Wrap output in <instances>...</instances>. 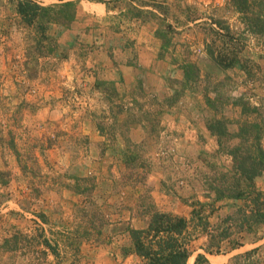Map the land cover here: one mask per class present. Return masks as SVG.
Wrapping results in <instances>:
<instances>
[{
    "label": "rangeland",
    "instance_id": "rangeland-1",
    "mask_svg": "<svg viewBox=\"0 0 264 264\" xmlns=\"http://www.w3.org/2000/svg\"><path fill=\"white\" fill-rule=\"evenodd\" d=\"M18 1L0 0V264H145L120 255L130 243L127 229L147 225L142 197L148 192L160 211L189 219L191 198L209 200L188 179L209 174L208 163L231 169L207 120L227 119L232 133L246 115L264 124V38L230 0H69L76 3L75 20L48 24L49 39L39 43L40 21L26 24ZM99 3L107 5V14H99ZM142 49L159 63L157 78L146 68L134 86L106 80L119 50L131 52L129 65L137 73ZM223 56L240 63L227 69L216 60ZM186 63L198 67L197 85L167 106L175 93L169 82L185 81ZM157 83L163 87L152 91ZM208 96L217 111L207 105ZM243 103L252 110L243 114ZM157 112L164 128L158 137L144 129ZM130 114L141 124L127 123ZM262 142L264 147V137ZM133 151L136 160L126 163ZM129 174L133 182L125 180ZM86 177L95 185L91 198L76 191L77 179ZM257 186L264 191V177ZM89 199L101 207L106 224L100 237L92 231L81 239L75 253L68 240L81 234ZM230 203L211 216L212 225L232 211ZM16 231L31 238L44 233L57 246L56 256L37 240L17 251L2 249ZM191 231L193 264L199 254L210 264H247L232 259L254 249L248 264H264V229L221 255L206 254L208 238L193 226Z\"/></svg>",
    "mask_w": 264,
    "mask_h": 264
},
{
    "label": "trees",
    "instance_id": "trees-1",
    "mask_svg": "<svg viewBox=\"0 0 264 264\" xmlns=\"http://www.w3.org/2000/svg\"><path fill=\"white\" fill-rule=\"evenodd\" d=\"M230 1L235 5L238 12L244 16V19L250 22L251 27L255 29V33L264 38V0ZM17 11L22 20L29 26L40 21L39 34L41 40L39 43H42L44 40L49 39L46 35L48 24H71L76 18L77 9L76 3L69 0H60L59 5L53 6H42L33 0H19ZM217 24L221 25L219 21ZM215 54V49H212V57H215ZM227 58V56H223V60L221 57L216 60L227 69L234 68L240 63L238 58L230 61ZM182 68L185 81L183 83L179 81L169 82L175 93L171 98L166 99L167 106H172L183 94L182 92L197 85L198 67L193 63H186L182 65ZM206 102L214 111L219 109L217 101L211 97L208 96ZM225 102H221V105ZM242 108L243 114L252 110L246 107L244 103ZM120 113L121 111H119ZM150 115L153 118L147 121L152 126L145 125L144 129L146 132L155 134L158 137L164 131L160 123L162 112ZM154 115L157 116L156 119H154ZM135 118V115L130 114L126 122L134 121L141 124L142 121ZM228 123L225 118L214 117L207 120L206 129L216 138L218 154L231 158V169L225 170L215 163H208L207 168L211 171L209 174L204 173L201 177L190 178L187 181V185L190 187L198 184L204 188L203 197L209 201L202 202L195 197L191 198L192 210L188 219L185 216L160 211L147 192L148 195L143 196L141 201L143 209H140L141 215L147 217V225L142 229L132 227L127 229L130 243L124 245L121 249L120 255L123 259L135 256L143 260L145 264H189L193 254L190 245L195 239L192 235L191 226L194 230H200L208 238L203 250L209 255H221L236 250L244 245L243 236L254 235L257 229H264V191L257 186V180L264 177V147L262 142L264 124L258 119L250 120L246 115L244 120L237 122L239 125L238 130L232 133L229 130ZM134 152L126 156L128 157L126 163H132L136 160L137 153ZM131 156L132 160H130ZM22 168L24 170L25 166ZM146 172L148 173V170ZM125 176V180L133 182V175ZM141 177H144V175H141ZM77 182L76 191L86 195V198H91L95 189L93 179L78 178ZM225 202H232L229 204L232 211L225 215H219L218 223L212 225L210 222L211 216L222 209ZM89 205L91 210L84 209L81 211L83 218L89 217L84 226L78 227L77 233L81 234L68 240L70 248L75 249V253L80 252L81 239L89 237L92 231L100 237L106 224L101 207L92 199H89ZM39 217L47 222L45 215L39 214ZM36 240L56 256L57 246L50 243L44 233L31 238L28 234L16 231L12 237L4 240L2 249L17 251L21 248L23 242L27 243L26 246L28 247L32 244V241L36 242ZM225 248L229 250L226 251ZM257 252L258 250L254 249L239 254L232 261L239 263V261L245 260L244 262L248 264ZM253 263L254 261H252ZM194 264H210V262L206 255L199 254Z\"/></svg>",
    "mask_w": 264,
    "mask_h": 264
},
{
    "label": "crops",
    "instance_id": "crops-1",
    "mask_svg": "<svg viewBox=\"0 0 264 264\" xmlns=\"http://www.w3.org/2000/svg\"><path fill=\"white\" fill-rule=\"evenodd\" d=\"M96 7H98V11L100 12L99 14L102 15L103 13L107 14L109 10L107 5L104 3L96 4ZM117 56L118 58L114 61V64L112 65L114 66V68L111 69L112 75L110 74L109 76H107L108 78L106 79L111 80L113 84L117 87H119L120 85L124 87L134 86L136 83L135 80L136 78H138V72L140 71L142 73L144 70H146V68H152L151 72H146L147 75L152 78H157L159 74L157 70H154V65L156 64L160 66L159 63H157V61H154L152 53L147 51L146 49H142L139 54L142 60L140 59L139 67L135 69L137 73L134 71V68L129 65V62L132 57L131 52L129 53L128 50H126L125 52L119 50L117 52ZM149 87L152 91H156V87H158L159 89V87L163 86L157 83L156 85Z\"/></svg>",
    "mask_w": 264,
    "mask_h": 264
},
{
    "label": "bare ground",
    "instance_id": "bare-ground-1",
    "mask_svg": "<svg viewBox=\"0 0 264 264\" xmlns=\"http://www.w3.org/2000/svg\"><path fill=\"white\" fill-rule=\"evenodd\" d=\"M189 264H193V261H190Z\"/></svg>",
    "mask_w": 264,
    "mask_h": 264
}]
</instances>
